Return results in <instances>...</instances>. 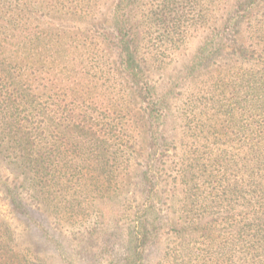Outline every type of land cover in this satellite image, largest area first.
Instances as JSON below:
<instances>
[{"label":"trees","instance_id":"trees-1","mask_svg":"<svg viewBox=\"0 0 264 264\" xmlns=\"http://www.w3.org/2000/svg\"><path fill=\"white\" fill-rule=\"evenodd\" d=\"M226 2L114 0L104 40L128 94L151 120L144 176L150 200L160 198L152 171L159 166L152 160L173 138L176 97L173 83L156 88L150 54L155 48L164 62L166 53L208 28ZM98 4L0 0V201L13 219L0 211V264H78L70 239L52 219L61 213L82 218L94 199L109 205L131 180V109L107 90L103 57L86 55L62 23ZM229 15L187 64L186 77L208 87L207 97L189 100L208 142L193 168L204 180L184 185L189 196L180 227L171 217L161 222L154 204L136 211L133 244L120 264H147L148 248L165 228L181 237L202 233L201 247L187 246L183 260L264 264V0H250ZM212 140L217 149H210ZM33 235L37 239L29 241Z\"/></svg>","mask_w":264,"mask_h":264},{"label":"rangeland","instance_id":"rangeland-1","mask_svg":"<svg viewBox=\"0 0 264 264\" xmlns=\"http://www.w3.org/2000/svg\"><path fill=\"white\" fill-rule=\"evenodd\" d=\"M249 1L227 0L216 13L218 17L211 18L208 28H202V30L195 32L181 49L166 53L168 56L164 62L158 60L163 56V53L157 55L156 49H152L150 62L153 83L157 89H163L168 83H173L176 94L175 99L171 101L174 115L173 138L169 139L167 147L161 153L154 154L161 156L160 159L158 161L152 160L159 166L152 170L158 178L160 187V198L155 201L150 200L153 196H149L147 189L150 185L144 178L149 156L147 153L149 138L146 131L151 120L144 119L142 104L132 94H128L129 85H125V81L114 69L113 52L109 46L107 47L104 40L103 33L113 26L112 7L114 0H99L98 6L90 13H84L82 16L71 13L62 22L63 28L68 31L71 36L69 39L72 40L73 44L84 45L87 49L86 55L92 58L103 57L108 74L104 79L107 90L112 91L119 102H125V106L131 109L134 117V124H132L135 135L134 158L131 168L132 177L127 183L129 184L128 187H125L115 199L110 200L109 205L99 203L100 200L98 199L86 204L88 209L82 218H69L61 213L52 219L62 234L70 239L78 264H120L124 253L133 244L134 213L152 204L156 207L161 222L171 217L174 219L172 223L180 227V221L182 218L184 219L185 215L184 203L189 196L184 190V185L189 179H191L194 187L197 184H202L203 177L193 172L194 160L199 156H204V151L207 150L204 145L208 143L204 140V133L199 132L196 120L190 112L194 108L189 105L191 97H207L209 95L208 87L205 81L186 77L188 75L187 64L210 30L219 25L224 18H228L235 9L246 8ZM139 30L141 31L142 27ZM155 55L157 56L155 57ZM203 119L207 120L208 117ZM210 145V149L219 147V144H213V140ZM189 170L195 173V176ZM182 171L189 173L186 178H183L182 174L179 173ZM176 175L178 176L175 179ZM199 178H202L201 182H198ZM140 189H144L145 192ZM0 206L2 216L5 217L6 221H13L7 205L0 201ZM100 213L103 214L102 218H100ZM62 214H64V218H60ZM13 224L16 226L17 222L14 221ZM17 227V230L20 231V226L17 225ZM163 232L149 246L147 264H205L201 258L200 260L196 259V256H193L192 260L182 259L186 253L184 249L187 246L201 247L199 242L203 241L201 239L202 233L195 232L192 236L181 237L175 232L169 233L168 228H165ZM36 239L37 237L33 235L29 241ZM204 246L203 243L202 247ZM182 250L183 252H181ZM172 252H174L173 255ZM25 257L29 258L27 255Z\"/></svg>","mask_w":264,"mask_h":264}]
</instances>
